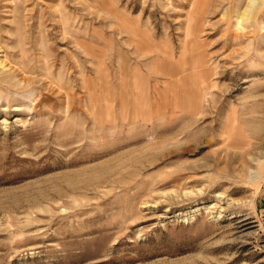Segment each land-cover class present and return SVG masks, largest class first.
Here are the masks:
<instances>
[{
    "label": "rangeland",
    "instance_id": "374dc122",
    "mask_svg": "<svg viewBox=\"0 0 264 264\" xmlns=\"http://www.w3.org/2000/svg\"><path fill=\"white\" fill-rule=\"evenodd\" d=\"M0 264H264V0H0Z\"/></svg>",
    "mask_w": 264,
    "mask_h": 264
},
{
    "label": "bare ground",
    "instance_id": "6f19581e",
    "mask_svg": "<svg viewBox=\"0 0 264 264\" xmlns=\"http://www.w3.org/2000/svg\"><path fill=\"white\" fill-rule=\"evenodd\" d=\"M199 27L197 25V23L193 20V22L190 23V25L188 26L186 32H185V47H184V53L186 57H190L191 59H193V63L189 66H187V64L185 65L189 71H197L198 69L201 68H205L206 63L204 61V59H201L197 53H199L198 48L195 44V41H197L199 39ZM135 42L137 43V46H140L141 49L150 52L153 50L154 45L152 44L151 40L149 38H147L146 35L144 34H136L134 36ZM185 57V58H186ZM191 71V72H192ZM213 75L212 70L210 68H205L202 72H196L195 77L193 79V84H195L194 86H196V84H198L196 86V91L198 93V98L194 97V100L198 101L199 97H200V88L199 85L205 84L207 81V78L211 77ZM206 78V79H205ZM135 84H137L135 82ZM168 92L170 93L171 90L169 89ZM168 94V93H167ZM195 94H191L189 96V98L191 99L192 96H194ZM234 124V123H233ZM233 128V127H232Z\"/></svg>",
    "mask_w": 264,
    "mask_h": 264
}]
</instances>
